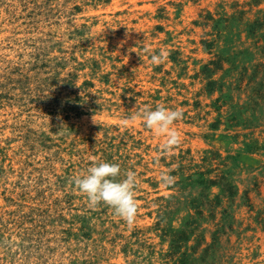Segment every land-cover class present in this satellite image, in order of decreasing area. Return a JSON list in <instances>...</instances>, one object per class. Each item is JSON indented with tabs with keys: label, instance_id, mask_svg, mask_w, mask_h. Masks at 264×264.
I'll use <instances>...</instances> for the list:
<instances>
[{
	"label": "rangeland",
	"instance_id": "obj_1",
	"mask_svg": "<svg viewBox=\"0 0 264 264\" xmlns=\"http://www.w3.org/2000/svg\"><path fill=\"white\" fill-rule=\"evenodd\" d=\"M94 159L132 225L78 192ZM0 264H264V0H0Z\"/></svg>",
	"mask_w": 264,
	"mask_h": 264
},
{
	"label": "clouds",
	"instance_id": "obj_2",
	"mask_svg": "<svg viewBox=\"0 0 264 264\" xmlns=\"http://www.w3.org/2000/svg\"><path fill=\"white\" fill-rule=\"evenodd\" d=\"M145 51L150 53L153 65L162 64L169 55L164 49L159 52H152L150 49ZM138 115L147 129L156 136L164 137L159 145L160 154L165 157L172 155L173 149L182 143V137L173 125L183 118V110L157 104L155 107H146ZM131 119L135 120L136 116H132ZM125 123L127 124V121ZM174 180L170 171L160 173V182L164 186H170ZM73 182L78 192L86 197L89 208L96 209L103 204L112 208L114 214L127 224L132 225L135 222L139 205L134 172L122 175L119 163L94 159L86 172L74 177Z\"/></svg>",
	"mask_w": 264,
	"mask_h": 264
}]
</instances>
